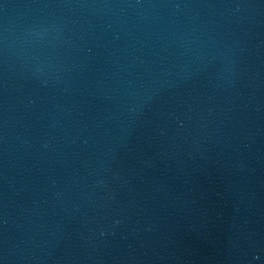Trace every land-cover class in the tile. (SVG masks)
Returning a JSON list of instances; mask_svg holds the SVG:
<instances>
[{
	"label": "water",
	"instance_id": "water-1",
	"mask_svg": "<svg viewBox=\"0 0 264 264\" xmlns=\"http://www.w3.org/2000/svg\"><path fill=\"white\" fill-rule=\"evenodd\" d=\"M0 264H264V0H0Z\"/></svg>",
	"mask_w": 264,
	"mask_h": 264
}]
</instances>
